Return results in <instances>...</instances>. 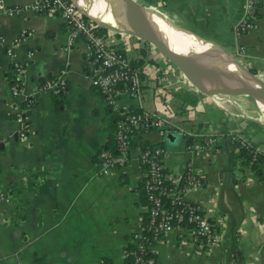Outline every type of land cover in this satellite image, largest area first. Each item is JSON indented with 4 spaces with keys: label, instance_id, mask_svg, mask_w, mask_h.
Here are the masks:
<instances>
[{
    "label": "crops",
    "instance_id": "1",
    "mask_svg": "<svg viewBox=\"0 0 264 264\" xmlns=\"http://www.w3.org/2000/svg\"><path fill=\"white\" fill-rule=\"evenodd\" d=\"M136 1L226 51L242 46L243 62L264 80V0H257L256 26L239 35L233 28L241 0ZM33 2L0 0V264H124L132 236L147 221L138 154L130 148L123 165L101 169L98 155L113 141L116 114L91 86L94 58L83 38L69 42L62 16L27 8ZM112 38L115 48L134 51L132 61L146 49L141 99L124 94L118 105L163 117L168 113L169 123L178 125L174 131L188 132L178 145L152 128L135 138L147 145L162 142L167 180L181 178L187 167L203 179L183 197L205 208L220 229L219 242L206 248L177 223L150 244L148 259L154 264H264V164L257 161L258 171L252 169L228 138L237 135L264 146V115L257 103H242L246 95L211 98L199 92L198 103L183 109L171 94L191 90L183 74L148 42L129 35ZM15 39L12 57L7 48ZM13 58L25 68L18 96L11 93ZM57 77L66 85L60 105L44 88L47 79ZM153 82L162 83V91L149 85ZM145 88L150 92L143 101ZM17 104L27 123L24 139L14 137Z\"/></svg>",
    "mask_w": 264,
    "mask_h": 264
},
{
    "label": "built area",
    "instance_id": "2",
    "mask_svg": "<svg viewBox=\"0 0 264 264\" xmlns=\"http://www.w3.org/2000/svg\"><path fill=\"white\" fill-rule=\"evenodd\" d=\"M32 10H41L48 13H55L62 16L69 25V42L83 38L93 56L95 65L90 74V83L105 98L107 105L115 110L113 123V141L117 153L110 148L101 149L99 160L101 169L121 166L126 160L128 150L135 149L143 174L142 189L146 200L147 221L144 230L132 236L134 248L126 251V262L124 264H154L148 259V248L154 240L161 235L170 232L177 223L184 224L187 234L196 239L206 248H211L219 242L220 229L214 223L198 203H192L183 197L188 189L201 183V177L194 174L190 167H187L181 178L167 180L163 157L166 154L162 142L154 145L130 146L131 140L142 143V139L135 136L149 129H154L164 140L165 134L178 126L176 123H169L166 116L150 114L144 111H134L118 104L121 95H128L130 98L141 99L142 94V68L133 65L132 60L125 51L114 47L112 35H127L107 30L105 35L98 34L93 21L83 16L70 0H34L27 7ZM258 11L257 0H241L240 12L237 23L233 30L236 35L256 26ZM1 12V10H0ZM132 36V35H129ZM139 39V38H138ZM124 42V40H121ZM18 39L13 40L7 48V54L14 57V48L18 45ZM236 51V50H235ZM239 56L244 54L241 46L236 51ZM11 70H15L11 93L18 96L21 92L23 74L25 68L22 63L13 58ZM65 80L62 77L47 79L44 88L51 94H56ZM31 103L27 99L26 104ZM15 121L19 127L15 133L20 138L26 137L27 123L24 120L21 104L14 106ZM168 123V125H167ZM188 132L183 133L186 136ZM224 136L222 133L219 137ZM230 140H235L238 148H244L252 159L264 162V146L252 144L244 137L230 135ZM168 182V183H167Z\"/></svg>",
    "mask_w": 264,
    "mask_h": 264
},
{
    "label": "water",
    "instance_id": "3",
    "mask_svg": "<svg viewBox=\"0 0 264 264\" xmlns=\"http://www.w3.org/2000/svg\"><path fill=\"white\" fill-rule=\"evenodd\" d=\"M70 1L83 16L98 26L148 42L160 56L173 64L198 92L211 98L246 95L257 104L264 105L263 78L258 73H253L236 51H226L211 41L209 42L214 46L206 51L194 50L189 54L183 50L173 49L153 18V14L158 13L136 0H118L125 20L131 26V28L122 29L99 24L82 12L73 0ZM165 135L166 142L173 145L180 144L184 138L180 131L174 130ZM14 137L17 138V135L14 134ZM3 145L0 143V149Z\"/></svg>",
    "mask_w": 264,
    "mask_h": 264
},
{
    "label": "bare ground",
    "instance_id": "4",
    "mask_svg": "<svg viewBox=\"0 0 264 264\" xmlns=\"http://www.w3.org/2000/svg\"><path fill=\"white\" fill-rule=\"evenodd\" d=\"M77 7L101 25L113 28H131L125 20L118 0H73ZM156 24L160 27L169 45L175 50H183L191 54L194 50L206 51L213 43L193 32L185 31L173 25L158 14H153ZM264 113V105L257 104Z\"/></svg>",
    "mask_w": 264,
    "mask_h": 264
},
{
    "label": "trees",
    "instance_id": "5",
    "mask_svg": "<svg viewBox=\"0 0 264 264\" xmlns=\"http://www.w3.org/2000/svg\"><path fill=\"white\" fill-rule=\"evenodd\" d=\"M96 32L98 34L105 35L107 33V29L103 28V27H100V26H97L96 27ZM140 50L142 52L141 53L142 56L138 60L133 59V61L131 62L133 65H139V66L142 65V62L146 58V49L145 48H143V49L140 48ZM148 61H151V62L155 63L152 59H150ZM251 70H252L253 73H256L255 69L251 68ZM14 73H15V70H12L11 71V80H10L11 83L15 82V80L13 79ZM141 76H142V74H141ZM65 90H66V85L64 84V86H61L60 90L56 94H53V98L55 100V103H57L58 105H60L62 100H63ZM171 94H172L173 97H175L176 99H178L180 101L181 106H182L183 109H184V107L185 108L194 107L198 103V100H199V97H200V93L199 92L191 91L190 89H185V88H178L176 90H172ZM24 103L25 102H23L22 104H24ZM131 109L134 110L135 112L136 111L137 112L138 111H142L141 108H131ZM229 135H232V134H229ZM233 142H235V140H233ZM137 145H139V146H141L143 148L144 145H146V143H139L135 139L131 140V142H130V146L131 147H135ZM107 148H110L115 153L118 152L115 149L114 142H111L108 145ZM237 153H238L237 157H241L243 162H248L249 161V163H251L252 169L258 171V169H257V166H258L257 160L258 159L257 160L256 159H252V157L249 155V153L244 148H239ZM263 164H264V162H263ZM201 183H203V179H201ZM140 194H141V197L143 198V200L145 201V196H144V193H143L142 185L140 186ZM152 243L153 242H151V244ZM134 246L135 245L132 243L127 250H129L130 248H134Z\"/></svg>",
    "mask_w": 264,
    "mask_h": 264
},
{
    "label": "rangeland",
    "instance_id": "6",
    "mask_svg": "<svg viewBox=\"0 0 264 264\" xmlns=\"http://www.w3.org/2000/svg\"><path fill=\"white\" fill-rule=\"evenodd\" d=\"M234 31V30H233ZM235 33V32H234ZM132 53V54H131ZM126 55L128 56V57H135V56H133V55H135L134 54V51L133 50H130L129 52L127 51L126 52ZM159 58V57H158ZM149 85H151V86H154V87H156L158 90H160V91H162V86H163V84L161 83V84H157V83H155V82H153V83H149ZM160 88V89H159ZM191 91H194V88L191 86ZM146 92V93H145ZM149 92H150V89H147V88H145V91H144V100L143 101H145L147 98H149ZM160 93H162V92H160ZM159 93V94H160ZM146 94H148L147 96H146ZM244 98V100H242V103H250V104H253L254 103V101H253V99L250 97V96H244L243 97ZM260 115H264V113H262V112H260Z\"/></svg>",
    "mask_w": 264,
    "mask_h": 264
}]
</instances>
